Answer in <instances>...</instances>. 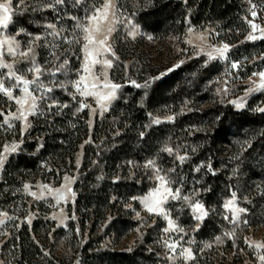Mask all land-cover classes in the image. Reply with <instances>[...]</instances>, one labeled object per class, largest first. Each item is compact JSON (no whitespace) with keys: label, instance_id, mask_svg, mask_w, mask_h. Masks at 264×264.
I'll return each instance as SVG.
<instances>
[{"label":"rangeland","instance_id":"374dc122","mask_svg":"<svg viewBox=\"0 0 264 264\" xmlns=\"http://www.w3.org/2000/svg\"><path fill=\"white\" fill-rule=\"evenodd\" d=\"M86 1L80 0L77 3V0H65L64 4L50 9L42 5L54 2V0H24L23 4L20 3V0H11L12 21L7 29L0 30V38L15 37L20 42L21 50H26L27 42L32 40L33 36H40L41 39L36 41L38 45L36 47V62L45 73L56 71L57 65L64 59L71 58L75 54L76 47H79L80 65L76 80L84 76V83L91 85L94 77L99 76L101 84L105 82L106 77L108 83L119 85L111 79L110 74L117 59L113 39L117 31L122 29L132 43L140 41L134 51L153 72L166 74L188 61L200 60L197 67L190 68L183 74L189 92L181 109L183 112L197 114L196 120H198L197 126L186 129L189 134L211 128L223 115V108L226 106H231L234 111L238 112L251 110L252 113H264L258 111V109L264 108V89L251 93L248 91L249 88L257 87L261 81L259 75L254 76L253 73L264 72V1L241 0V26L235 27L233 32L225 30L223 25L217 21H208L194 26L187 19L182 30L175 29L166 37L153 40L149 37L142 39L141 29L137 25L133 30V23L120 14L117 0H114L117 8V21L114 31L109 36L111 51L96 57L99 60H111L112 67L105 69L100 63H97L87 73L83 71L85 66L84 33L76 25L78 22L87 24V17L92 14L95 7L103 5L105 0L95 4L93 2H98V0ZM85 2L86 4H84ZM4 3H7V0H0V4ZM78 5H82V7L80 8ZM33 8H39V10L34 11ZM253 12L256 13L255 17L252 15ZM21 16L25 20L26 27L19 20ZM72 17L77 19H71ZM49 23L56 25V31L62 29L59 36L49 34L53 31L45 27ZM102 23L106 24L107 22L102 21ZM253 24L257 25L255 29L252 27ZM21 28L25 30L26 34L17 35ZM133 32L134 34H130ZM27 33L32 35H27ZM250 35L255 36L256 39H248ZM224 44L229 45V51L225 57H220L214 49L222 48ZM209 54L215 58L209 59ZM3 62L14 64L17 69L21 70L20 74L24 78L33 79L34 73L24 71L31 67L26 60L19 57L14 58L5 52ZM128 63H126L127 66ZM233 63H236L238 67L233 68ZM0 72H7V69H0ZM45 76L46 74L41 76V81L47 87H51L52 82L47 83ZM48 78L50 79V77ZM10 83L11 81L5 79V87H8ZM71 87L79 100L87 105L83 109L87 110V125L91 132L95 122L109 112L117 98L120 85L115 91V99L107 104V110L102 114L95 96H83L72 85ZM101 91H107V89L101 88ZM35 94L40 95L39 92ZM0 95L4 98L0 100V108L5 112V119V116L10 113H15L19 105L3 94ZM13 95L21 96L22 93L17 89ZM239 104H242L243 107H237ZM175 105L157 111L153 118L154 124H172L178 115L175 113L177 110ZM31 117L33 116L28 117L30 122ZM170 117L172 119H169ZM12 123L14 127L11 129L2 127L3 133L11 136L1 150V153L6 156L4 166L11 156L18 153L23 137L29 130L21 135L22 122L13 120ZM260 130L259 126H244L239 129L232 126L228 128L226 141L219 149L220 159L223 160L222 166L228 171V176L230 178L237 174L241 176L236 179L238 181L233 189V192L236 193L234 206L246 211L239 213V219L235 222H233L232 210L223 206L232 199V196L223 199L218 207L212 205L211 208H206L203 204V193L195 187L198 185L196 178H204L209 172L210 163L208 161H201L194 167L192 174L194 178L191 179V185L187 190H183L177 184L175 178L178 175L176 176L175 172L170 171L175 169L174 167H170L168 164H166L167 167H160L155 162L149 166V162H147L145 174L151 183L150 188L145 194L133 198L124 207L136 225L129 227L128 230L114 229L115 233L112 236H106L101 242L94 239L92 248L88 252H93V249L97 251L106 246L118 251L138 249V257L139 254L149 257L148 262L143 264H192L196 259L204 260L207 264H264V261L259 259L264 255V247H255L256 244L264 245V177H262L264 157L254 160L246 169H241V171L237 169L239 165L251 160L250 157L256 156L251 154L249 157H242L239 153L251 147ZM13 143L18 144L15 152L11 151ZM5 145H8L7 152ZM83 146L84 144L79 147L76 153L74 162L76 170L71 175H63L58 184L31 178L20 189H10L11 194L8 198L5 197L7 194H4L3 198L7 203L3 207L0 206V264H5V262L12 264L13 258L10 259L8 256L4 260L1 258V247L9 239L14 228H19L22 224L31 225L37 217L44 215L54 223V230L65 228L69 222L75 223L76 217L73 212L69 214L68 208L73 206L76 199L74 183L77 169L80 168L82 162ZM183 146L186 147L183 144L172 150L171 154L178 161V156L188 157ZM166 153L170 154L168 151ZM4 166L0 168V183ZM197 168L200 170L196 171ZM156 169L162 170L159 175L167 174L168 178L172 180L173 190L180 188L182 196H187L192 202L199 201L204 205V208L208 210V216L213 215L214 224L217 226L216 235L209 233L207 239H198L196 235L208 216L202 222L197 221L188 201L183 199L168 198L155 211L147 210L144 203L145 197L153 189L160 187V182L156 178ZM6 190L7 187L2 191L6 192ZM30 193H35V196ZM24 202H26L25 205ZM101 231L104 232L103 228ZM87 240L88 230L83 229L81 225H76L73 230L68 229L60 237L51 236L43 243L44 252L49 254V259L40 261V264H82L83 259L86 258V255L83 254V246ZM173 243L176 244L175 251H171L167 247L168 244ZM250 245L252 246L250 247ZM182 249H190L191 258H187V254L181 255ZM138 262H141V259H138Z\"/></svg>","mask_w":264,"mask_h":264},{"label":"trees","instance_id":"16d2710c","mask_svg":"<svg viewBox=\"0 0 264 264\" xmlns=\"http://www.w3.org/2000/svg\"><path fill=\"white\" fill-rule=\"evenodd\" d=\"M117 8L120 14L141 29L142 39L149 37L154 40L166 37L175 29L182 30L187 19L194 26L217 21L225 30L232 32L241 26V0H117ZM19 20L26 27L23 16ZM113 41L117 59L110 75L120 87L109 112L95 122L90 132L87 110H78L81 101L71 87V82L79 74L80 53L76 47L75 54L68 59L66 71L57 72L54 78L45 76V81H51L53 88L48 95L58 105L66 104L68 107L49 109L50 100L39 101L43 115L37 113L31 117V127L23 137L18 153L8 159L2 173L0 206L3 207L7 203L4 194L8 198L10 189H20L28 179L38 178L58 184L63 175L73 174L76 153L84 144L81 166L77 169L74 183L76 199L68 208L69 214L73 212L76 217L75 223L69 222L65 228L54 230V223L44 215L37 217L31 225L22 224L14 228L1 247L3 260L8 256L13 258L12 264H40V261L49 259V254L44 252V240L51 236L60 237L68 229L81 225L88 230V240L83 246L86 258L82 264L146 263L149 257L143 254L138 257V249L118 251L106 246L88 251L94 239L101 242L106 236H112L114 229L128 230L136 225L124 207L150 188L151 183L145 174L147 162L154 161L160 167H167L166 164L174 167L178 175L175 178L177 184L187 190L194 178V167L201 161H208L209 172L204 178H196L198 185L195 187L203 193L205 207L211 208L212 205L218 207L223 199L231 196L236 179L241 177L237 174L230 178L220 159L219 149L226 141L228 128L261 127L251 147L239 153L242 157L256 156L250 157L251 160L237 169H246L254 160L264 157V113L238 112L226 106L223 115L211 128L194 134L186 130L197 126L198 120L197 114L181 109L189 92L183 74L197 67L200 60L188 61L166 74H159L148 69V65L135 53L139 40L132 43L119 29ZM56 82H63L66 87L61 88ZM1 99L4 98L0 95ZM171 105L176 106L175 113L178 114L174 122L154 124L157 111ZM0 113L5 112L0 108ZM3 119L4 115L0 116V123ZM10 137L0 127V153ZM183 144L188 155L183 163L165 151L167 147L174 150ZM5 187L6 192L2 191ZM216 231L213 215H209L196 236L200 240L207 239L209 233L216 235ZM192 264L207 263L196 259Z\"/></svg>","mask_w":264,"mask_h":264},{"label":"snow or ice","instance_id":"6c2138e0","mask_svg":"<svg viewBox=\"0 0 264 264\" xmlns=\"http://www.w3.org/2000/svg\"><path fill=\"white\" fill-rule=\"evenodd\" d=\"M80 0H77L79 3ZM20 3L23 4L24 0H20ZM65 3V0H54V2H48L43 4V7L55 9L57 5H62ZM11 0H7V3L0 4V30L7 29L9 27L10 22L12 21L11 15ZM34 11H38L39 8H33ZM111 13V16H110ZM117 8L114 3V0H105L103 5L100 7H95L94 11L91 15L87 17V24L78 22L76 27L80 28L83 35V40L85 43L83 44V49L85 52L84 60L85 66L83 68L84 72H90L91 68L94 67L97 63H100L101 66L105 69L112 67V61L108 59L99 60L96 57H100L102 54L111 51V45L109 43V36L114 31V25L117 21ZM253 17H255L256 13H252ZM71 19H77L72 17ZM102 21H106V24H103ZM48 29H52L50 35L59 36L60 31H56V25L53 23H49L45 26ZM253 29L257 27V25H252ZM133 30L136 28V25H132ZM26 34L23 28L19 29L17 35ZM130 34H134L130 33ZM27 35H32L31 33H27ZM41 39L40 36H33L32 40L28 41V47L26 50H21L20 42L15 39V37L4 36L0 38V69H7V72H0V94L6 96L9 100H14L16 104L19 105V108L15 113H10L8 116H5L3 123H0V127H6L7 129H11L14 127L12 121L17 120L22 122L21 135L24 134L30 127L31 122L29 121V116H35L37 113L43 115V111L40 109L38 102L43 100H50L51 103L48 104V108L52 109L55 107H68V105H58L57 102L53 99V97L49 96V93L53 92L52 87H47L41 81V76L47 74L50 77H55L57 72L66 71L67 65L69 64L68 59H64L62 63L57 65L56 71L45 73L39 64L36 62V41ZM248 39H256L255 36L250 35ZM78 42V41H77ZM71 43V41H70ZM214 51L220 57H225L226 53L229 51V45L224 44L222 48H215ZM5 52L15 57H19L22 60H26L31 67L27 68L24 71L34 73L33 79L28 80L24 78L23 75L20 74L21 70L17 69L14 64L4 63L3 56ZM211 54H209V59H214ZM233 68H237L238 65L236 63L232 64ZM253 75H259L261 81L257 87L249 88L248 91L251 93L252 91H257L260 89H264V72L253 73ZM5 79L11 81L8 87H5ZM85 77L81 76L78 80L72 81V86L83 96H95L97 99V103L100 108L101 114L103 111L107 110V104L111 102V100L115 99V91L119 87V85L110 84L107 82L105 77V82L103 84L99 83V76H95L91 85L84 83ZM59 87H66L63 82H56ZM91 88V90H89ZM101 88L107 89V91H101ZM19 90L22 95L14 96L13 92L15 90ZM39 92L40 95H36L35 93ZM75 99V97H73ZM84 107H87L83 102L80 103V109L83 110ZM237 107H243L242 104L237 105ZM95 112V110H93ZM260 112H264V108L258 109ZM4 113H0V116H3ZM169 119H172L171 117ZM157 123L159 121H156ZM143 135V133H141ZM18 144L13 143L11 147V151L15 152L17 150ZM8 145H5V151L7 152ZM170 154L172 153L171 148H166ZM6 156L0 153V168L4 166ZM177 159L181 163L185 160V157L178 156ZM154 161H149V166L153 165ZM200 169L197 168L196 171ZM161 169H156V178L160 182V187L153 189L151 193L144 199L145 206L149 212H153L156 209L160 208L168 198L173 200L183 199L188 201L189 207L192 209L194 218L197 221L202 222L208 216V210L204 208V205L199 201L192 202L187 196L181 195V189L176 188L173 190L171 184L173 183L171 179L168 178L167 174L164 176L159 175ZM171 172H175V169H171ZM214 174V173H213ZM27 187V186H25ZM35 196V193H30ZM232 199L228 200L223 206L226 209H231L233 212V222L239 219V213H243L246 210L243 208L235 207V199L236 193L231 194ZM226 219L228 217H225ZM30 223V221H29ZM171 223V221H170ZM252 245H250L251 247ZM167 247L171 251H175L176 244H168ZM256 248H262L264 245L256 244ZM181 255L187 254V258H191V250L190 249H182ZM259 259L264 261V255L260 256Z\"/></svg>","mask_w":264,"mask_h":264}]
</instances>
